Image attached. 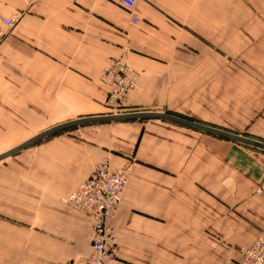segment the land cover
<instances>
[{
  "label": "crops",
  "instance_id": "obj_1",
  "mask_svg": "<svg viewBox=\"0 0 264 264\" xmlns=\"http://www.w3.org/2000/svg\"><path fill=\"white\" fill-rule=\"evenodd\" d=\"M235 1L138 0L130 10L118 0H0L15 18L0 42V264L87 257L90 222L69 193L105 160L122 166L120 146L142 141L141 153L169 129L167 119H101L103 72L125 48L138 74L125 107L178 110L253 142L195 132L193 168H136L109 220L119 245L110 264H239L264 230V21L236 20ZM240 1L242 12L264 11V0ZM251 29L263 31L253 39ZM63 124L29 147L34 164L10 165L12 147Z\"/></svg>",
  "mask_w": 264,
  "mask_h": 264
},
{
  "label": "rangeland",
  "instance_id": "obj_2",
  "mask_svg": "<svg viewBox=\"0 0 264 264\" xmlns=\"http://www.w3.org/2000/svg\"><path fill=\"white\" fill-rule=\"evenodd\" d=\"M29 2L31 4H34V3L36 4L38 0H29ZM120 5L128 9L122 3H120ZM250 5H251L250 13H246V11L242 12V9L246 10V7L243 8L242 2L240 0H236L235 1V9H236L235 19L236 20H251L252 22L264 21V11L258 10L251 3ZM248 15L250 19H248ZM0 16L8 17V16H3L2 14H0ZM250 31L254 33L253 34L250 33L249 35L252 36L253 39H255L259 36V31H263V30L251 29ZM6 34L7 33H5L3 38L6 36ZM3 38L0 40V42L3 40ZM123 53L126 56L125 61H127V63L130 64V66L134 69L135 73L137 74L136 68L128 59L127 48L124 49ZM113 61H111V63ZM234 62H235V65L238 67V69H241V70L252 69V68L245 66L240 61L236 60ZM137 81H138V77H137ZM236 84H238L240 86L238 88L242 90L241 89L242 88L241 78H240V81H238ZM136 85L131 90H133L136 87ZM131 90H129V92ZM128 93L123 97L120 104L117 105L116 107L109 105L107 98H106L107 110L104 112V114L106 116H110V118L106 120L115 121V120H121V119H132V118H137V116H139V119L149 120V119L157 118V119H167L171 121L170 126L168 127L169 129L166 131L165 135L163 134L157 135L158 139L154 141H151V140L143 141V143L145 144V148H146L144 150H141L143 152L141 153L137 152V149L139 145L142 143V141H138V142L131 141L132 150L122 151L123 150L121 149L122 146L119 147L120 148L119 150H115L116 151L114 152L115 156L123 160V165L127 162H131L133 164V167L131 168L129 172V178H130L131 173L136 168H193L195 165L196 159H197L196 150H197L198 144L200 143V140H198L195 136V132L208 134V135L214 134L218 136L219 139L226 140L229 142H234V143L235 142L236 143L253 142V140H251V138L246 136L245 134L239 133L230 128L228 129V127L224 125H220L219 123H215V122H213V124L207 123V122H201V121H198L195 116L184 114L178 110L172 111V110L160 109V110L151 111V110H145L142 108L131 109V108L125 107L124 101ZM231 97H232L231 94H228L227 96L225 92L219 91L218 100L220 103L226 102L227 100H231L230 99ZM204 111H207V110H204ZM162 114H165L168 116H162ZM88 117H91V116H88ZM79 119H82V117H80ZM90 121H94V120H91L90 118L89 120H86L84 124L90 123ZM81 123H83L82 120L77 124L81 125ZM52 128L54 127L44 130L41 134L37 136H32L28 140H25L24 142H21L20 144H17L16 146L12 147L10 150L11 156L9 157L10 165L23 166V165L34 164V161H33L34 156L30 154H26V153H28L29 147L32 146L35 143V141L38 142L40 140H44L46 138L45 136L50 135L51 132H49V130H51ZM64 129H66V127L53 131L52 133H55V132H58ZM125 148H126V145H125ZM1 161L2 159L0 157V168H2ZM103 163H108L110 166L113 167V165L111 164L109 160H105L104 162L98 164L97 166ZM97 166H95L94 168H96ZM113 168H116V167H113ZM128 182H129V179H128ZM112 226L114 230L116 231L114 225ZM116 245L118 247V253H119V245L118 244ZM118 253H117V257H118ZM84 259L80 261H76L74 259L68 260V261L82 262Z\"/></svg>",
  "mask_w": 264,
  "mask_h": 264
},
{
  "label": "built area",
  "instance_id": "obj_3",
  "mask_svg": "<svg viewBox=\"0 0 264 264\" xmlns=\"http://www.w3.org/2000/svg\"><path fill=\"white\" fill-rule=\"evenodd\" d=\"M118 1L131 10L138 0ZM139 19L138 15H135L134 22ZM14 22L15 18L0 16V40L6 33L2 25L10 27ZM125 57L122 53L115 58L102 75V79L110 86L108 104L114 107L120 104L123 97L137 83L138 76L125 61ZM132 167L131 162L119 168L103 163L94 168L89 177L70 192L68 201L83 212L90 222L91 251L82 262L66 261L64 264H110L117 257L115 230L109 220L123 198ZM256 193L264 196V182L256 189ZM239 264H264V230L260 232L254 244L244 250Z\"/></svg>",
  "mask_w": 264,
  "mask_h": 264
},
{
  "label": "water",
  "instance_id": "obj_4",
  "mask_svg": "<svg viewBox=\"0 0 264 264\" xmlns=\"http://www.w3.org/2000/svg\"><path fill=\"white\" fill-rule=\"evenodd\" d=\"M156 116H157V115H156ZM162 116H168V115L162 114ZM107 118H110V116H104V117H101V119H107ZM75 123H79V122H75ZM66 125H68V124L58 125V126L52 128L51 130H49V132L59 130V129L65 127Z\"/></svg>",
  "mask_w": 264,
  "mask_h": 264
}]
</instances>
